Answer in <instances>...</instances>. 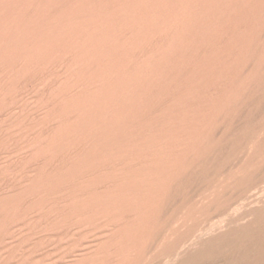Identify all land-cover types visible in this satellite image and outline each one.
Masks as SVG:
<instances>
[{
  "label": "bare ground",
  "instance_id": "6f19581e",
  "mask_svg": "<svg viewBox=\"0 0 264 264\" xmlns=\"http://www.w3.org/2000/svg\"><path fill=\"white\" fill-rule=\"evenodd\" d=\"M263 161L264 0H0V264H142Z\"/></svg>",
  "mask_w": 264,
  "mask_h": 264
},
{
  "label": "rangeland",
  "instance_id": "374dc122",
  "mask_svg": "<svg viewBox=\"0 0 264 264\" xmlns=\"http://www.w3.org/2000/svg\"><path fill=\"white\" fill-rule=\"evenodd\" d=\"M248 176L170 251L142 264H264V161Z\"/></svg>",
  "mask_w": 264,
  "mask_h": 264
}]
</instances>
